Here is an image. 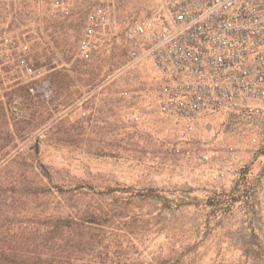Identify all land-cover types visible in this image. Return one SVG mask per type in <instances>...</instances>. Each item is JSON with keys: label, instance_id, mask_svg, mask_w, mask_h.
Masks as SVG:
<instances>
[{"label": "rangeland", "instance_id": "rangeland-1", "mask_svg": "<svg viewBox=\"0 0 264 264\" xmlns=\"http://www.w3.org/2000/svg\"><path fill=\"white\" fill-rule=\"evenodd\" d=\"M103 6L111 22L83 60L87 2L61 15L49 0H0V260L29 264L36 247L41 264L61 243L49 231L77 230L91 247L52 264H264V125L216 113L185 131L125 35L157 23L160 0ZM45 80L50 99L35 90ZM17 245L29 252L13 259Z\"/></svg>", "mask_w": 264, "mask_h": 264}, {"label": "built area", "instance_id": "built-area-1", "mask_svg": "<svg viewBox=\"0 0 264 264\" xmlns=\"http://www.w3.org/2000/svg\"><path fill=\"white\" fill-rule=\"evenodd\" d=\"M77 1L92 8L78 43L80 57L88 60L94 39L111 20L103 0H49L61 15H68ZM160 2L159 25L136 23L125 32L140 46L131 51L132 61L148 57L161 74L160 112L179 120L187 132L216 113L264 125V0ZM15 63L28 75L36 72L24 56ZM35 90L44 99L53 97L48 80Z\"/></svg>", "mask_w": 264, "mask_h": 264}, {"label": "trees", "instance_id": "trees-1", "mask_svg": "<svg viewBox=\"0 0 264 264\" xmlns=\"http://www.w3.org/2000/svg\"><path fill=\"white\" fill-rule=\"evenodd\" d=\"M60 236L61 238V243L55 247V244L50 245L48 248V252L50 254L46 257V260L41 261V264H52V259L53 257V252L58 253V256H63L65 259L70 258L71 256L77 255L79 252L81 253L84 249H88L92 245V239L90 237H86L84 233L78 231H71L67 232L66 234L61 235L60 233H56L55 230H51L47 233V240H50L51 242H54L55 236ZM23 248V249H22ZM28 246H26V249L24 246L17 245L13 248H7V250L12 251L11 255L14 257L16 256L15 253H27ZM33 251L31 254V260L29 264H34V258L36 255H38V250L36 247H32ZM23 250V251H21ZM5 250L0 248V256H4ZM58 256L56 259H58ZM29 260V259H28ZM60 260V259H58ZM56 264H59V261H56ZM0 264H9V263H4L3 261L0 260ZM17 264H23V262H19Z\"/></svg>", "mask_w": 264, "mask_h": 264}, {"label": "crops", "instance_id": "crops-1", "mask_svg": "<svg viewBox=\"0 0 264 264\" xmlns=\"http://www.w3.org/2000/svg\"><path fill=\"white\" fill-rule=\"evenodd\" d=\"M256 120V119H255Z\"/></svg>", "mask_w": 264, "mask_h": 264}]
</instances>
